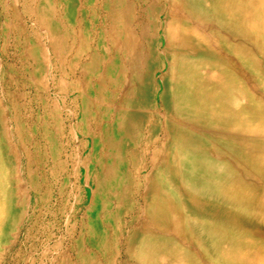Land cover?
<instances>
[{
  "label": "bare ground",
  "instance_id": "6f19581e",
  "mask_svg": "<svg viewBox=\"0 0 264 264\" xmlns=\"http://www.w3.org/2000/svg\"><path fill=\"white\" fill-rule=\"evenodd\" d=\"M129 8L0 0V54L12 37L22 64L0 70V81L26 174L35 193L45 187L44 205L52 183L34 167L59 183L53 216L75 202L55 264H264V0H161L141 21ZM66 105L76 192L60 183L66 166L48 131L63 137ZM7 119L0 104V179L12 153ZM40 127L49 161L34 140Z\"/></svg>",
  "mask_w": 264,
  "mask_h": 264
},
{
  "label": "rangeland",
  "instance_id": "374dc122",
  "mask_svg": "<svg viewBox=\"0 0 264 264\" xmlns=\"http://www.w3.org/2000/svg\"><path fill=\"white\" fill-rule=\"evenodd\" d=\"M156 1L161 2V0H124V2L130 7L129 12L131 15H134L136 21H141L145 19L146 16L145 11L147 7ZM164 1L166 0H162V2ZM80 7L81 5L78 4V10H76L74 14L76 16L75 18H77L78 20H80V16L78 15L79 14L78 11ZM90 17L91 16L89 15L88 16L89 20L91 19ZM154 18L155 19L159 18V15L156 11L154 12ZM9 38L11 39H8L6 54L5 55L0 54V66H1L0 70L5 69L9 64H12V62L13 65L17 68V70H20L22 68V64L19 61L15 60V56L18 52L17 51L18 49L14 46L12 37ZM9 40L11 41V43ZM0 44L3 45L4 44L3 41H1ZM161 80H162L161 75L158 74L156 77H154L153 81L159 84ZM0 85L2 86V87L0 86V91H1L0 104L5 110L6 118H8L6 120L7 139L9 141V145L12 150L11 154L5 153L3 155L5 161L7 162L6 168L8 174H6L3 179L2 178L0 179V181L3 182V180L6 177H8L11 183V186L10 184L9 185L6 184L3 186L2 183V188L0 187L1 198H3V201H7L6 205L3 204L4 203L3 201L2 203H0V207L6 209L5 210L6 215L2 223L3 225V230L1 231L2 237L0 238V264H55L57 257L65 248L64 242H65L68 216H70V214L75 211V207H74L75 202L74 199L72 198L70 202L71 203V210L69 212L70 214L64 216H53V214L57 212V208H58V200L60 197L58 193L59 183L56 180H51L52 178L49 176L48 171L45 170V168L38 169L34 167V170L36 172V177L40 182H42L43 179L46 178V180L49 183H52V195L50 197L49 204L44 205L40 201L45 195V191H46L45 187H40L39 190L37 191L38 193L34 192V188H32V185L30 184L29 178L26 174L27 164L25 160V155L21 152V150L17 146L14 136L12 135L13 134L12 132L13 124L11 121L12 114L11 111L9 110L8 103L4 99V92L6 91V88L4 87L3 81H0ZM52 90H50L49 93V96L51 98L62 99V100L64 99L69 101V98L66 97L60 98L58 95H56L55 90L53 91ZM27 92L29 93L30 96H32L33 91L31 90L29 91L28 89ZM31 108L35 115L41 114L40 107L37 104H32ZM69 109H71L69 105L63 106L61 108V118L64 124V130L62 131L63 137L58 135L57 132L58 130L55 129L56 127H53L52 125L48 127V131L55 140L54 146H56L58 153L60 154V158L62 161L65 162V166H66L65 167L66 173L63 175V177L60 178V183L65 179H69L70 190L68 191L76 192L75 190L76 186L80 185L83 177L79 176V174H76L77 171L79 172L80 168L76 165H73V162H71L70 159L68 158V156L72 154L75 156L79 154V151L76 148L77 145L75 144L74 141L77 139H72L71 137H68V135L66 134L67 131H69L70 126L73 125L75 122V119H73L70 115L71 113H73V110L72 109L69 110ZM1 136L2 135L0 129V152L1 151L7 152L8 150L5 146H3ZM134 136L136 135L134 134ZM80 139L81 138H79L78 140ZM34 140L37 143H39V145H41L42 157H46V160L49 161L51 159V152L43 137V131L41 127L34 135ZM12 154H14L13 158L11 157ZM1 156L2 155L0 154V158ZM0 175L2 177V175H4L3 172ZM17 181H19L18 184ZM258 182L261 185L262 180ZM81 190H83L82 192L85 193L84 186L82 187ZM11 197H13L15 201V203L12 205L9 204V199ZM19 207L23 208V211L21 213L19 212ZM73 221L77 226H79V224L81 223V216L78 215V217L76 218L74 217ZM61 245L62 247H60Z\"/></svg>",
  "mask_w": 264,
  "mask_h": 264
}]
</instances>
